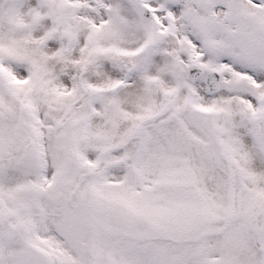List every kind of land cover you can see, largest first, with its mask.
I'll return each mask as SVG.
<instances>
[{"label":"snow or ice","instance_id":"6c2138e0","mask_svg":"<svg viewBox=\"0 0 264 264\" xmlns=\"http://www.w3.org/2000/svg\"><path fill=\"white\" fill-rule=\"evenodd\" d=\"M0 264H264V0H0Z\"/></svg>","mask_w":264,"mask_h":264}]
</instances>
